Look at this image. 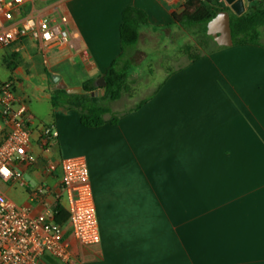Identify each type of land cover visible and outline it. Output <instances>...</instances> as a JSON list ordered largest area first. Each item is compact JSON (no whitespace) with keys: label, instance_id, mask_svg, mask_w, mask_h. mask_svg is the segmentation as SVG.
<instances>
[{"label":"crops","instance_id":"crops-1","mask_svg":"<svg viewBox=\"0 0 264 264\" xmlns=\"http://www.w3.org/2000/svg\"><path fill=\"white\" fill-rule=\"evenodd\" d=\"M142 1L60 0L27 9L43 17L65 16L70 44L40 51L25 40L19 51L9 47L21 58L13 70L0 56L1 80L13 82L36 124H53L58 131L49 152L35 150V167L21 170L46 178L53 189L47 200L54 204L61 170L48 175L46 162L86 159L100 242L83 246L68 232L71 264H264V27L258 44L216 43L206 55L194 61L185 56L170 69L166 61L160 65L162 52L151 49L152 41L173 44L167 30L201 26L188 20H203L214 9L226 11L229 20L239 16L225 0ZM263 5L264 0H245L243 14ZM127 6L148 17L123 60L131 93L104 102L112 113L105 120L119 116L117 124L84 127L78 110L63 100L77 101L88 80L97 90L96 81L122 52ZM152 51L155 64L139 65L138 52L147 58ZM41 69L60 77L53 91H66L57 94L60 102L53 106L54 93L44 85L35 88L51 103L47 120L33 112L22 82ZM73 89L81 91L70 93ZM22 190L24 199L15 203L34 207L29 191ZM40 264L64 263L46 256Z\"/></svg>","mask_w":264,"mask_h":264},{"label":"built area","instance_id":"built-area-1","mask_svg":"<svg viewBox=\"0 0 264 264\" xmlns=\"http://www.w3.org/2000/svg\"><path fill=\"white\" fill-rule=\"evenodd\" d=\"M55 1L60 0H0V48L15 47L19 51L25 40L33 41L40 51L68 46L65 16L56 19L27 11L38 2ZM162 1L182 5L186 0ZM57 138L55 126L36 124L26 100L17 97L13 82L0 78V264H40L46 256L71 264L68 232L83 246L100 242L90 174L83 156L65 157L58 164L46 162L48 175L61 170L60 192L54 204L47 200L53 191L49 182L31 186L22 179L21 168L37 163L35 150L49 152ZM16 184L29 191L34 207L20 206L8 198L3 186ZM58 202L68 214L65 225L54 219Z\"/></svg>","mask_w":264,"mask_h":264},{"label":"trees","instance_id":"trees-1","mask_svg":"<svg viewBox=\"0 0 264 264\" xmlns=\"http://www.w3.org/2000/svg\"><path fill=\"white\" fill-rule=\"evenodd\" d=\"M208 8L203 4V8ZM204 10V9H202ZM219 12L220 9H214L211 14L206 18L188 20L189 25H202L205 30L207 24L211 21ZM201 15V14H200ZM148 22L147 14L134 6H127L122 12V23L120 26V43L121 54L115 59L111 66L108 68L103 78L106 85L104 87L105 94L102 97H93L91 93L95 90V81L88 80L82 85L83 93L79 94L77 101L63 100V105L68 108H75L79 112L80 123L87 128H95L104 125L106 122L110 124H117L120 117L112 115L111 118L106 121L105 116L110 115L111 110L104 102H114L119 100L124 93H131V89L128 85V73H127V61L123 63L126 52L133 48L139 39V28L141 25H145ZM231 33L233 43L235 44H258L259 43V29L264 27V5L246 14H242L239 17L230 19ZM16 55V54H15ZM199 56H190L192 61L198 59ZM125 64V65H123ZM10 70H13L12 65H8ZM53 82V80L50 78ZM54 96L51 103L53 106H57L60 100L57 94L61 93L65 95L66 91L54 90ZM145 103L142 102V104ZM93 104V106H92ZM140 106H138L139 108ZM54 219L60 225H65L68 221V214L61 203H57L54 206Z\"/></svg>","mask_w":264,"mask_h":264},{"label":"rangeland","instance_id":"rangeland-1","mask_svg":"<svg viewBox=\"0 0 264 264\" xmlns=\"http://www.w3.org/2000/svg\"><path fill=\"white\" fill-rule=\"evenodd\" d=\"M138 2V0H137ZM142 0H139L138 3L142 4ZM204 26H187L184 29H176L174 33L169 34V30H167L168 36L171 35L173 44L171 40H167L165 43L160 44L161 42L157 40L152 41L150 44L151 49L157 50L158 52H162L159 54L161 56L160 65L162 66L167 62L166 65H169L170 69H174L180 65V60L187 56L190 59V56H201L206 55L214 48L217 47V44L212 36L207 34V29H204ZM165 33V31H163ZM177 39V40H176ZM145 46V45H143ZM149 46V44L147 45ZM10 49H5L4 53L1 52L0 56L4 55L6 58L4 59V65L8 67V65H12L16 67L21 65V58L19 55H15ZM167 51V52H166ZM167 54V55H165ZM165 55V56H164ZM136 61L139 65L143 67L148 66L149 64L154 65L155 56H157L155 51H152L148 54V57L138 54L136 55ZM166 67V66H165ZM4 68L0 66V72H3ZM36 77H33L31 80L27 81L22 78L23 86H24V95L26 96L27 101L30 103V106L33 112L41 117L44 120H47L50 117L51 113V103L48 99L43 97V93L35 90L36 87L41 88L43 85L48 88V91L54 92L52 88H55L56 85L49 79L50 75L45 73L43 69L39 70L36 74ZM40 79H44L41 81ZM58 84V83H57ZM21 93V92H20ZM22 179L26 180L30 183L31 186H35L40 183H47L48 181L44 178H37L36 176L30 175L28 173H22ZM10 185L3 186V189L8 191V196L16 203H19L24 199V195L21 194L23 188H20L18 184L12 186V188H8ZM21 195V196H20Z\"/></svg>","mask_w":264,"mask_h":264},{"label":"water","instance_id":"water-1","mask_svg":"<svg viewBox=\"0 0 264 264\" xmlns=\"http://www.w3.org/2000/svg\"><path fill=\"white\" fill-rule=\"evenodd\" d=\"M230 8L238 15H242L245 11V0H225ZM252 2L254 0H246ZM207 34L212 36L215 42L219 46H229L233 43L231 26L228 13L226 11L219 12L211 21L207 24ZM51 79L57 83L60 80L58 75H52ZM106 85L103 77L96 81L97 90L91 93L93 97H101L105 94L104 87ZM65 88V86H63ZM80 92L81 90H69L70 93Z\"/></svg>","mask_w":264,"mask_h":264}]
</instances>
